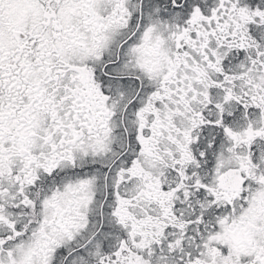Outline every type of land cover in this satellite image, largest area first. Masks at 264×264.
I'll return each mask as SVG.
<instances>
[{
    "label": "snow or ice",
    "instance_id": "obj_1",
    "mask_svg": "<svg viewBox=\"0 0 264 264\" xmlns=\"http://www.w3.org/2000/svg\"><path fill=\"white\" fill-rule=\"evenodd\" d=\"M0 264H264V0H0Z\"/></svg>",
    "mask_w": 264,
    "mask_h": 264
}]
</instances>
